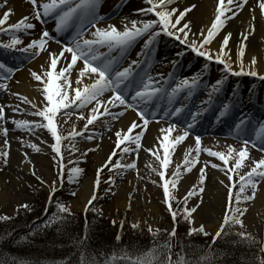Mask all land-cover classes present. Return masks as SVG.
Here are the masks:
<instances>
[{"label":"snow or ice","instance_id":"6c2138e0","mask_svg":"<svg viewBox=\"0 0 264 264\" xmlns=\"http://www.w3.org/2000/svg\"><path fill=\"white\" fill-rule=\"evenodd\" d=\"M32 5V11L35 15V19L43 23L42 17H53L55 20L54 31L56 33L63 32L71 25L77 26V32L74 34V43H64L57 51H52L47 47L49 39H55L50 36L48 29H43L39 37L32 39L21 51L29 52L30 54H39L40 51L47 53V64L42 65V71H30V75L34 81H36V87L40 90L42 96L41 105L38 106L36 102L29 99L28 96L22 95L19 92L12 93L21 102L31 105L35 111L33 115L42 118L41 120H26V119H11L12 123L18 129H23L28 132H34L35 129H46L51 136L53 142L50 148L53 152L52 160L56 162L58 181L52 182L51 191L55 192V185L57 182L63 183L64 179V164L62 153V142L69 141V147L72 151H76V147L72 141L80 134L73 126V129L67 133H63L58 130L57 126V113L62 116L65 115L64 110L74 107L79 109L86 105H91L88 109V113L81 112L78 114V118H84L86 123L84 125L87 128L92 124L100 115L112 116L115 118L120 115L121 112L110 111L117 108L121 109H134L137 119L132 120L126 129H117L115 131V147L108 155L106 161L96 169V178L94 181V189L89 198L85 208L93 203L96 199V188L101 183L100 173L102 169H105L106 165L113 161V157L117 156V150L119 155L123 156L125 153H132L134 149L128 145L135 144L136 149L141 147V138L144 130L149 122L150 117H155L156 112L151 111L148 108L149 102L153 98L167 95L169 101L181 92L187 90L191 94L192 90L197 87L200 81V74H193L191 78L185 77L173 86L169 88L164 87L162 82H166V78L162 74L156 73L153 75L150 71V67L140 59H133L129 61L127 66L120 67L116 70L119 59L124 53L142 36L151 32L144 40L141 50L136 53L137 57L145 55L146 50L151 51L156 38L163 33L168 37H173L182 45H186L187 49L196 53L199 57L205 58L206 61H215L223 66L224 73L232 75L247 74L249 76H257L258 73L255 70L256 58L251 57L249 60V67L245 69L243 56L245 50L244 40L247 37V33L242 34L239 46L236 51V60L232 61L229 55L230 49L228 48L229 40L231 37L230 32H224L222 34V40L219 41L218 47L212 49L210 47L213 39L217 33L221 32V29L225 27L226 21L229 16H236L238 12L244 6L246 0H217L215 4L214 18L211 20L210 25L206 28H201L198 32L192 31V21L187 18L192 10L197 5L189 4L182 9L178 7H171L175 0H145L148 5L147 8H141L137 11L141 13L152 14L154 18L143 19L141 21L132 20L130 25L124 24L121 28H118L114 24H108L107 26H97V21L102 20L103 17L97 14L98 0H29ZM259 9L262 15H264V0H258ZM0 6L4 8L0 13V33L9 32L12 34V38L9 42L0 44V47L15 48L21 44L19 36L16 34L20 30L34 29L35 25L30 21L29 16H22L14 23H9V17L13 13V9L7 7V0H2ZM252 28V25H249ZM155 28V31H151ZM91 29L89 32L90 38H85V32ZM57 43H60L58 40ZM104 48L105 52H100L99 49ZM113 50H118L119 56H109ZM183 53H178L182 55ZM82 62L81 66L76 68L77 63ZM233 63L239 65V69L233 68ZM208 63L203 65V68H207ZM75 68V79L71 81L69 79L70 74ZM0 69H3L5 75H0V89H7V73H12L15 69L7 67L3 63H0ZM171 75V74H170ZM226 76L222 75L220 79H217L212 85V90L218 92ZM264 78V75L261 76ZM87 80L88 82H85ZM110 91L111 94L105 97V93ZM211 95V93H210ZM5 107H9L13 113L17 111H24L20 109L18 105H0V135L4 137L2 145H0V161L4 165L8 163V147L9 141L7 139L8 129L3 126L5 117ZM183 106H174V111L171 112L172 116H177L181 113ZM229 103H225L220 110V116L225 115L229 110ZM192 123L195 122V117L198 113H192ZM139 121V123H138ZM247 121V117L242 118L235 125V131L240 134L243 131V126ZM176 128L175 124H170L165 128H161L162 139H160V148L163 150L161 156L154 147L145 149V151L152 154L153 157L159 162L158 176L163 189V203L167 206V210L171 214L173 220V227L168 232L169 237L176 235L175 224L177 222L178 211L173 210L172 200L176 199L172 190L176 189L177 181L181 175V164L175 166L176 170L171 171L170 177H166L165 169H168L170 160L169 156L174 146L184 140L189 135V129L191 124L185 126V130L181 131L178 135L170 138V133ZM135 130V131H134ZM83 131V130H81ZM256 136L264 140V122H260L258 128L255 129ZM89 140L93 139L92 135L87 137ZM23 143V141H21ZM195 149H189L185 153L183 159V172H188L192 166L198 163V157L201 151L207 153L211 157L218 158L220 163H212L213 168H218L226 177L228 181L225 184V180H220L219 183L226 188V200L225 211L218 228L212 235V241L215 243L218 238L227 234L228 230H233L234 234L239 238L236 242H254L255 238L251 233L242 230L244 228V222L242 217L247 211L246 202L251 201L257 194V185L264 180V155L259 158L252 159L249 156V144L251 147L256 148L257 144L254 140L243 139L238 148L233 145H227L226 151H214L211 148H201V137L196 135L194 137ZM31 147L35 151H39L37 144L30 143ZM92 150V149H89ZM258 150L264 153V142L259 145ZM27 154H25V160H27ZM246 160L250 161L248 170L239 175V180H233V173H239L242 167H246ZM30 163V161H29ZM206 163H211L206 162ZM136 165L135 159L129 163L121 164L119 159H116L111 163V167L119 170L134 168ZM156 172V168L151 169ZM82 169L79 167H72L68 169L67 179L72 181L78 177ZM199 178L196 183L192 184L191 188L187 190L185 196L181 199L184 207L179 211V216L183 218L188 224L187 234L191 235L194 232H198L204 235H208L205 231V226L199 224L193 227L194 217L193 213L197 211L199 207V201L195 206L189 205L188 200L196 197L199 200V194L203 192L204 182L206 179L205 167H199ZM32 175L36 176L35 171ZM37 180H41L39 176H36ZM107 180L114 183V177L109 175ZM41 183L43 181L41 180ZM156 183V181H153ZM19 208H28L26 203L18 204ZM57 208L61 213L71 214L70 208L66 207L62 203L57 204ZM95 211V209H92ZM9 217L0 215V220L8 219ZM62 216L54 215L53 221L62 219ZM115 223V221H113ZM123 225L124 221L120 222ZM139 226V222H133L130 227L133 229ZM149 232H153L152 227L148 226ZM160 230L156 229L153 233H158ZM116 239H120V235L117 234ZM159 247L169 248L170 244L165 243L163 246L153 245L146 251L130 253L126 250H121L120 260L126 262V264H191L190 261H186L183 257L178 255L175 262L171 259V252L161 259V253L158 251ZM260 251L264 252V243L260 244ZM83 256V253H82ZM215 254L211 247L208 252L201 256L196 264H210L214 259ZM258 264H264V258L257 256ZM0 264L4 262L0 261ZM14 264H26L24 261L14 262ZM81 264H84L83 259ZM91 264H100L99 261L91 262ZM103 264H119L115 251L111 254H105Z\"/></svg>","mask_w":264,"mask_h":264},{"label":"bare ground","instance_id":"6f19581e","mask_svg":"<svg viewBox=\"0 0 264 264\" xmlns=\"http://www.w3.org/2000/svg\"><path fill=\"white\" fill-rule=\"evenodd\" d=\"M176 2L183 3L177 4ZM216 2L217 0H175L174 4L171 5V7H178L182 9L183 7H186L189 4H196L197 7L192 10L189 14H187V18L192 21V31L198 32L201 28H206L210 25L211 20L214 18ZM126 4L127 5L121 15H119L111 22L100 26L114 24L118 28H121L124 24L130 25L132 20H136L137 18L142 17L145 14L137 11L138 9L146 8V6L143 4V2H141V0H131L130 2L128 1ZM7 7L13 9V13L9 17V23H14L19 20L22 16H27L31 12V7L27 2H24L23 0H10L9 2H7ZM3 10H0V13H2ZM33 18L34 17H32L29 22H31ZM33 24L35 25V28L31 30L32 36L24 38L27 43H29L32 39L37 38V35L34 32L35 30H37V25L36 23ZM249 25H252L253 27L250 28ZM224 32H230L232 34L228 44V48L230 49L229 55L231 56L232 61L236 60V51L239 46L242 34L247 33V37L244 40L245 50L243 56L245 69L247 70V68L249 67L250 58L255 56V70L258 73L257 76L264 75V15H262L260 12L258 0H249L244 4V7L234 18H229L226 21L225 27L221 29L220 33H217L216 37L212 41L210 45L212 49H216L218 47V43L220 40H222V34ZM140 42L141 40H138L135 44V47L140 45ZM57 49L58 46H56L53 51H57ZM140 50L141 49H139V51ZM136 53L137 52H133L129 60L137 59L138 57ZM178 53L179 51H177L176 49L173 54H168L169 57L173 59ZM192 56L193 54L188 55L185 59L186 62L190 61ZM47 62V53L43 51L41 52L39 57L29 65V68L21 70L20 73L18 72V74L16 73L17 76H15V79L18 78V83H11L10 91L19 92L22 95H26L29 97V99L33 100L38 104V106H40L42 102L41 92L36 87V81L32 79L30 71L41 72L43 70L41 66L46 65ZM79 66L81 65L78 64L76 68H78ZM232 66L234 69H239V65L236 63H233ZM168 68V64L165 67L162 64L156 69V72L161 73L163 71H166ZM75 74L76 72L74 68L69 78L71 81H74ZM85 82L88 81L85 80ZM106 96L108 95H105V97ZM13 100L14 98L8 97L5 101L9 102V105L15 104L18 105L19 108H22L21 105H19ZM7 110L9 113L11 112V109L9 107L7 108ZM84 113L86 115L88 113V110H86ZM11 118H18V116L12 115ZM134 119H137L136 116L131 111H126L123 116L119 117L116 120H113L112 131H114L115 133L117 129H126L128 124ZM11 127H15V125ZM165 127H167L165 123L149 124L142 139L143 148L140 150L138 159V170L139 176L141 178L137 177L138 174H136L135 170H132L130 173H128L127 177L125 178L127 179L126 184L121 183V186L117 189L116 194L114 195L113 201L117 206H120L121 208H124L127 203H131L133 209L137 214H141L142 211L147 210L151 215L154 216V218L151 219L152 223H155L153 224V226L159 224V214L161 213L164 207V204L158 200L159 192L163 189L161 187V182L157 183L155 177L150 174V171L153 172L151 170L152 168L157 169V171L153 173H158L159 162L156 160L155 157L152 156L151 153L145 151V149L155 146L154 150H157L161 156L163 155V150L159 146L160 139H162L160 129ZM179 133L180 131L174 129L173 132L169 134L170 138L174 137L175 135H178ZM24 135H19V141H16L15 139L14 141H11L9 147V166L20 170H22L23 168V171L27 169V165H25L26 161L24 158L25 154H27V152H29L30 150L33 151V149L29 147L27 143L32 141L38 146H44L40 142L42 140H48L46 137H35L34 135H27L26 133ZM21 141H23V143ZM262 142H264V140H262ZM2 143L3 139H0V145H2ZM106 144L107 142L105 141V139L98 140V138L96 137L89 143H87V146L92 149L91 155L93 156L96 163L93 168H95V166L99 167L106 159V155H108V150L105 146ZM229 144L233 145L235 148L239 147L238 145H235L233 141L228 139H202V145L211 148L214 151H226L227 145ZM74 145L76 146L77 144ZM194 146L195 142L193 139H186L183 143H181L178 147L174 148V150L171 151L169 160L173 161L175 165L181 163L184 159L185 153L188 152L189 149L193 150ZM204 155L200 157V159H203V161L220 163L221 165L223 163L219 161L218 158H208ZM249 156L252 159H256L259 158L261 154H253L252 152H249ZM32 158L44 164H47L48 162L47 159L41 155L40 151H35V155H33ZM245 163L247 165V171L250 161L246 160ZM200 166H202V163L197 165V167L191 172L190 176L178 179L177 188L179 189L181 195L185 194L187 192V189H189L192 184L196 182L199 172L198 169ZM6 176L7 172L1 170L0 208H2V214L10 216L13 214L14 210L16 209V206L22 203V198H20V196H13V194H11L13 187L16 185V178L14 174L12 173L10 175L11 183L9 185H5L4 178ZM220 180H225V184L228 183L224 172L218 170L208 171L206 183L204 185L203 192L200 196L201 198L199 200L202 201V203H200L199 207L197 208V211L194 213L193 216L196 225L203 223L205 227L211 229L213 233L216 231L221 221L218 212H223L226 200V188L224 185H221L219 183ZM93 181L94 176L89 175L84 178V181L79 186L77 191V194L80 198V202L78 204L75 200H73L72 204L74 207L78 206L79 209L83 208L86 200L93 192ZM153 181H156V183H153ZM142 185H146L147 187L146 191L144 192H142L141 190ZM135 188L136 193L134 194H136L137 198L135 201L130 202L128 199L130 192L132 193ZM154 197L156 199H154ZM6 201L7 203L5 204ZM263 211L264 180H262L261 184L257 186V194L252 200V208L248 209L246 212V224L250 225L257 221L259 218V214H261V212L263 213Z\"/></svg>","mask_w":264,"mask_h":264},{"label":"rangeland","instance_id":"374dc122","mask_svg":"<svg viewBox=\"0 0 264 264\" xmlns=\"http://www.w3.org/2000/svg\"><path fill=\"white\" fill-rule=\"evenodd\" d=\"M200 68L197 66V68L195 70H193V72H191L190 74H186V76H193V74L199 73ZM216 75H217V79H220L221 76L224 74L223 69H216L215 71ZM243 76L246 77V79L243 80V83H248L251 84L253 83L256 79H261L264 80V78H261V76H249L247 74H242ZM11 83L13 84H17L18 83V78L15 79V81L13 80ZM11 84L7 85V89L6 91H4L3 97L5 96V98L3 100H1L0 104L1 105H7L8 103L4 102V100H6L8 97L14 98L13 101H15L16 103H18L19 105H21V101L14 95H12V93L15 92H11L9 91L11 89ZM264 88V87H263ZM9 93V94H8ZM24 105H27L26 103H23V107ZM31 107V105H30ZM32 108V107H31ZM88 110V109H86ZM33 111H35L33 109ZM81 111V110H79ZM65 115H57V121L60 125V129L63 133H67L68 131L73 129V126H75L76 131L83 128L86 121L84 118H78L77 114H75L76 112L79 113L78 111H69L66 110L65 111ZM9 113V112H8ZM10 115H13L11 112L9 113ZM24 116V115H23ZM25 116L23 118L19 117L18 119H24ZM16 119V118H13ZM29 118H26V120H28ZM7 124L5 125V127L8 129H11L10 124L12 123V120H8L6 118ZM10 127V128H9ZM37 130V131H36ZM10 132V131H9ZM28 135L31 134H35V135H44V136H48L49 140L46 143L45 146H38L39 147V151L41 152V155L43 157H45L47 159V164L41 163L38 160H34L32 158L33 155H35V151L30 150L29 152H27V160L26 164L27 165V169H25L23 171L20 169H16V168H12L11 166H9L10 161H9V156H10V152L8 155V163L7 165H4L2 161H0V172L1 170H4L5 172H7V176L4 178V182L5 185L6 184H10L11 183V179H10V175L13 173L15 178H16V185L13 187L11 194H13V196H20V198H22V203L24 204L26 203L28 205V208H19L14 210L13 214L10 216H7L5 214H2L1 210L2 208H0V215H4L9 217L10 219H5V220H0L1 222L5 223L6 221L11 222L13 221V219L15 217H17V215H22V214H27L30 213L31 217H30V221H38L41 222L40 220H43L44 218H46L47 216L49 218H52L54 215H58V216H62L63 218H67L68 216H74V218H79V216H83V209H79L78 206H73L72 201L75 200L78 204H79V196L77 194L78 188L79 186L82 184V182L84 181V178H86L87 176H94L96 178V169L97 166H95V168H93V166L96 164L95 160L93 158V156L91 155V149L90 147L87 146L88 142L85 141H81L78 139H74V141H72L71 143H75L77 144L76 147V151H72L71 148L68 146L69 145V141L65 140L62 142V147H63V158L65 160V168L67 169L66 173H64V179H63V183L57 182L55 185V192L51 191L52 188V182L53 181H58V175H57V167H56V162H54L52 160V155L53 152L50 148L51 145V136L48 132H46L43 128H38L35 129L34 132H29L26 133ZM14 133H7V139L9 141V147H10V142L14 141V139L16 141H19V136H17V134H15V136H17V138L13 137ZM115 135L110 132L107 135V139L105 140L107 142V144L105 145L107 147V150H109L111 148V146L114 144L115 141ZM0 139H4V137L2 135H0ZM78 140V141H76ZM31 142H28L27 145L29 146ZM41 143V142H40ZM9 147H8V151H9ZM249 147V152H252L253 154H261L263 155V153H261L258 149L251 147V145L248 146ZM206 157H208L209 155L206 154ZM211 157V156H209ZM25 158V157H24ZM116 159L120 160L121 164H125L127 162L125 161H129V157H125L124 155L121 156H116L113 158L114 162ZM30 161V163H29ZM110 162L105 169L101 170L100 173V179H101V183L99 184V186L96 188V192H97V196L96 199L93 201V203L88 207V218L90 219V221H92V223L94 222L95 218H101L103 221H105L104 223H102V227H103V233H108L109 235H111V233L116 232V236L117 234L120 235V239L117 240L116 238L115 241L118 243H120L123 239H127V238H135V248L139 249L138 252H142V251H146L147 249L151 248L153 245L156 246H163L165 243L170 244V249L169 248H163V247H159L158 251L161 253V259H163L167 253L170 251L171 252V259L173 262H175L178 258V255L180 257H183L185 259V254L183 255V248L185 246H189V249L193 248L194 250H204L205 252H208V239L211 238V236L215 233H213L211 231V229L205 227V231L208 232V235H204L198 232H194L192 233L194 236H196L198 238V240L200 241H195L189 243L186 241H184V238H187L188 234H187V230L189 227V224L179 216V211L182 210V208L184 207L183 203H181V199L185 196V194L181 195L179 189L176 187V189L172 190L174 192V196L176 197V199L172 200V204H173V210L178 211V217H177V222L175 224L176 227V235L173 237H169L168 236V232L171 231L172 227H173V220L171 217V214L169 213V211L167 210V206L163 203V190H161L159 192L158 195V200L164 204L163 210L161 211V213L159 214V224L158 225H154L155 223H152V218H154L153 215H151L147 210L142 211L141 214H137L135 212V210L133 209L131 203H127V205L124 208H121L120 206H117L113 201H114V195L116 194L117 189L121 186V183H125L127 179H125L128 175V173H130L131 170H135L137 177L139 176V163L138 165H136L135 169H123L120 168L119 170L112 168L111 167V163ZM202 162V160H201ZM208 161H204L203 162V166L205 167V175H206V179H207V174L209 170H218L221 171L218 168H213L211 166V163H206ZM69 163V164H66ZM129 163V162H128ZM137 164V163H136ZM181 164V175L179 178H184V177H188L190 176L192 170L195 169V166H192L191 169L188 172H183V163ZM177 165V164H176ZM173 161H170L168 169H165V174L166 177H170L171 175V171L176 170ZM250 166V164H249ZM72 167H79L82 169V172L80 173V175L76 178H74L72 181H69L67 179L68 176V169L72 168ZM247 166L246 167H242L239 171V173H233V180L234 181H238L239 180V175H243V173L246 171ZM199 170V169H198ZM35 171L36 176H39L41 178V180L43 181V183H41V180H37L36 176L32 175V172ZM150 174H152L155 177V180L157 181V183L161 182L158 176V173H153L150 171ZM109 175H112L114 177V183L110 182L107 180V177ZM200 173L198 172V177L196 179V182L199 178ZM136 177V176H135ZM141 178V177H140ZM206 179L204 182V185L206 183ZM78 181H82L80 183V185H78ZM95 181V179H94ZM195 182V183H196ZM262 182V181H261ZM261 182L259 184H261ZM162 183V182H161ZM258 184V185H259ZM94 185V184H93ZM257 185V186H258ZM61 188H63L64 191H67L68 194L63 193V190H61ZM191 188V187H190ZM94 189V188H93ZM147 187L146 185H142L141 186V190L142 192L146 191ZM188 190V189H187ZM136 188L134 189V191L129 195V201H135L137 196L136 194ZM202 193L199 194V200H200V196ZM150 197V196H149ZM47 198H50L54 201H51L48 206H47V210L44 212L43 208L45 207V204L47 202ZM255 198V197H254ZM154 199H156L154 197ZM199 200H197L196 197H193L191 199L188 200V204L195 206L197 203H199ZM7 203V201L5 202V204ZM58 203H62L64 204L66 207L70 208V212L71 214H66V213H61L59 211V209L57 208V204ZM87 204V203H86ZM200 205V203H199ZM246 207L247 210L252 208V200L246 202ZM95 209V211H93L92 209ZM225 211V207L223 209V212H218L219 217L222 219L223 213ZM41 212H44L45 216H41ZM247 212V211H246ZM246 212L244 214V216L242 217L243 222H244V228L242 230L247 231L249 233H251L252 237L255 238V241H260L261 243H264V211L263 213L261 212V214H259V218L257 221H255L254 223L247 225L246 221H245V217H246ZM194 216V213H193ZM70 219H68L67 221H69ZM66 221V222H67ZM113 221H115V223H113ZM121 221H124L123 225H121ZM139 222V226L135 229H133L132 227H130V224L133 222ZM108 223V224H107ZM203 224V223H200ZM64 225V224H63ZM151 226L153 229V232H149L148 230V226ZM199 225V224H198ZM195 224L192 225L193 227L198 226ZM204 225V224H203ZM54 225H48V230L52 229ZM59 226V225H57ZM72 226V225H70ZM79 225L76 224L75 227ZM205 226V225H204ZM46 227V228H47ZM66 227V225H65ZM83 230V227L80 228V230ZM156 229H159L160 231L158 233H155V235L153 234L155 232ZM131 230V232H129ZM156 240H155V239ZM148 239V241L146 240ZM152 242V243H150ZM199 242V245H198ZM185 243V244H184ZM183 247V248H182ZM191 254V253H189ZM197 254V253H195ZM188 256V255H187ZM190 256V255H189ZM188 256V257H189ZM196 256V255H195ZM193 256V257H195ZM259 256L264 258V252H260ZM200 259V257H199Z\"/></svg>","mask_w":264,"mask_h":264},{"label":"trees","instance_id":"16d2710c","mask_svg":"<svg viewBox=\"0 0 264 264\" xmlns=\"http://www.w3.org/2000/svg\"><path fill=\"white\" fill-rule=\"evenodd\" d=\"M44 214L41 212V216L46 215ZM30 217L31 214L27 213L17 215L11 222L0 221V261L4 264H14L18 261H24L26 264H81L82 259L84 264H91L94 261L103 264L105 254H111L113 251L119 264H126L119 259L121 250L130 253H137L139 250L135 248V238H125L118 243L114 239L116 232L111 235L103 233L102 223L105 221L101 218H95L92 223L88 215L84 218L68 216L57 221L47 216L40 220L41 222L30 221ZM68 219L70 220L67 221ZM49 224L54 225L50 230L47 227ZM76 224L79 227H75ZM81 227L83 230H80ZM183 238L189 245L200 241L193 234ZM234 241H239V238L231 229L215 243L212 237L209 238L206 245L208 249L211 247L215 254L210 264H258L260 241L233 243ZM183 252L185 260L191 264H196L199 257L207 253L202 249H189V246H185Z\"/></svg>","mask_w":264,"mask_h":264}]
</instances>
